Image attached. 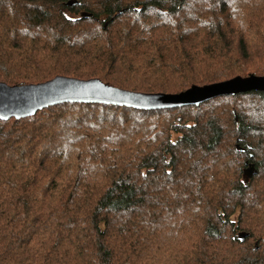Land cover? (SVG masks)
<instances>
[{
    "label": "trees",
    "instance_id": "trees-1",
    "mask_svg": "<svg viewBox=\"0 0 264 264\" xmlns=\"http://www.w3.org/2000/svg\"><path fill=\"white\" fill-rule=\"evenodd\" d=\"M250 75L264 0H0L9 86L179 94ZM0 264H264V92L0 120Z\"/></svg>",
    "mask_w": 264,
    "mask_h": 264
},
{
    "label": "water",
    "instance_id": "water-1",
    "mask_svg": "<svg viewBox=\"0 0 264 264\" xmlns=\"http://www.w3.org/2000/svg\"><path fill=\"white\" fill-rule=\"evenodd\" d=\"M250 92H264V76L250 75L212 85L193 86L179 94L131 92L106 84L100 79L78 80L56 77L39 85L14 86L0 81V120L32 117L39 111L62 103H92L138 110H167L199 106L218 97ZM238 150L240 151L239 148Z\"/></svg>",
    "mask_w": 264,
    "mask_h": 264
},
{
    "label": "rangeland",
    "instance_id": "rangeland-1",
    "mask_svg": "<svg viewBox=\"0 0 264 264\" xmlns=\"http://www.w3.org/2000/svg\"><path fill=\"white\" fill-rule=\"evenodd\" d=\"M238 95V94H237ZM207 105V104H206ZM206 105H204V107L206 106ZM247 179V178H246ZM256 245V244H255ZM256 246H258V245H256Z\"/></svg>",
    "mask_w": 264,
    "mask_h": 264
}]
</instances>
